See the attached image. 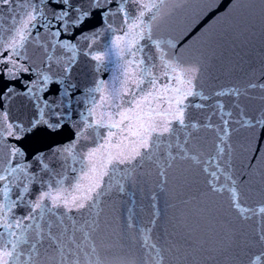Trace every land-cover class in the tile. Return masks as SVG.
Listing matches in <instances>:
<instances>
[{"label":"snow or ice","instance_id":"snow-or-ice-1","mask_svg":"<svg viewBox=\"0 0 264 264\" xmlns=\"http://www.w3.org/2000/svg\"><path fill=\"white\" fill-rule=\"evenodd\" d=\"M0 264H264V0H0Z\"/></svg>","mask_w":264,"mask_h":264}]
</instances>
